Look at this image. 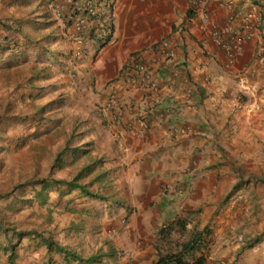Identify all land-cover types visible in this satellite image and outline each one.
<instances>
[{"label": "crops", "instance_id": "0c3cea01", "mask_svg": "<svg viewBox=\"0 0 264 264\" xmlns=\"http://www.w3.org/2000/svg\"><path fill=\"white\" fill-rule=\"evenodd\" d=\"M263 3L207 0L208 28L230 25L241 33L245 12L264 19ZM67 4L0 0V39L23 43L22 55L45 56L59 69L78 71L73 90L95 92L91 102L102 107L106 140L113 144L103 150L106 162L96 171L110 187L102 197L113 198L118 206L100 217L107 222L104 227L67 229L59 245L83 259L97 257L91 264H149L158 230L186 213L194 216L188 229L207 230L200 251L207 264H264V236L244 243L229 235L237 221L243 225L254 218V209L236 207V201L246 200L240 198L242 190L227 206L220 204L227 188H241L243 177L264 171L258 167L264 156V59H257L263 43L258 28L242 31L246 38L230 58L209 29L200 26L186 0H113L108 38L98 42L91 36L84 56L75 61L69 55L78 43L66 19ZM135 61L152 68L158 89L125 76ZM110 95L120 109L116 116L115 109L106 107ZM246 186L252 190L255 185ZM263 227L259 221L241 231L252 235ZM2 243L0 229V264H10V251ZM46 250H41L42 264ZM35 256L26 263L35 264ZM55 257L57 264H67L64 254Z\"/></svg>", "mask_w": 264, "mask_h": 264}, {"label": "rangeland", "instance_id": "374dc122", "mask_svg": "<svg viewBox=\"0 0 264 264\" xmlns=\"http://www.w3.org/2000/svg\"><path fill=\"white\" fill-rule=\"evenodd\" d=\"M4 38L0 39L1 247L9 253L14 245V261L19 264H27L28 258L35 256L31 255L33 250L39 256L33 262L42 264L41 250L46 248L43 237L59 244L61 236L70 232L67 229L107 225L100 217L110 216L118 206L113 198L89 196L80 188L71 189L55 181L78 178V184L102 195L110 187L98 179L96 168L106 162L103 150L113 144L106 140L109 133L102 107L91 102L95 92L89 88L73 90L78 71L59 69L45 56L22 55L19 51L23 43L6 42ZM11 49L18 53L13 54ZM259 161L258 167L264 168V156ZM252 174L241 179V188H227L220 201L227 206L235 192L242 190L240 198L246 200L236 201V207L243 212L254 209V220L245 225L237 221V227L229 233L231 241L251 243L264 236V227L252 235L241 231L264 221V171ZM40 180H47L46 187ZM248 183L255 185L252 190H248ZM183 215L194 220L191 214ZM234 221L228 219L229 224ZM56 253L61 254L46 250L43 264H57Z\"/></svg>", "mask_w": 264, "mask_h": 264}, {"label": "built area", "instance_id": "2783aa9c", "mask_svg": "<svg viewBox=\"0 0 264 264\" xmlns=\"http://www.w3.org/2000/svg\"><path fill=\"white\" fill-rule=\"evenodd\" d=\"M220 4H229L233 0H217ZM113 0H68L66 19L73 29V40L78 43L76 50L71 53L72 59H79L86 52L85 44L91 40V36L105 40L113 28L112 21ZM188 10L199 18L200 26L209 29L208 33L212 40L233 58L240 48L242 41L246 38L242 31L249 32L256 27L263 40L260 50L257 53L259 61L264 59V19L255 17L253 11L245 12L242 16L241 33L233 30L230 25L223 27L210 26L209 13L207 11V0H186ZM264 12V3L262 4ZM1 44V43H0ZM2 45V44H1ZM166 60L169 58L165 54ZM125 76L132 82L152 90L158 89V80L152 68L141 62L135 61L127 66ZM106 107L115 109V116L120 113L116 99L110 95L106 102Z\"/></svg>", "mask_w": 264, "mask_h": 264}, {"label": "trees", "instance_id": "16d2710c", "mask_svg": "<svg viewBox=\"0 0 264 264\" xmlns=\"http://www.w3.org/2000/svg\"><path fill=\"white\" fill-rule=\"evenodd\" d=\"M77 179L75 178L72 181H55V183L67 184L71 189L80 188L86 195L103 198L102 195L93 194L86 187L78 184ZM40 183L44 188L47 185V180H40ZM187 224L188 219L185 215H177L174 220L163 225L158 230L157 238L153 244L155 258L149 264H207L205 255L200 252L205 243L204 237L207 234V230L188 229ZM18 235H21V232ZM41 241L48 251L54 249V251L64 254V260L67 264L75 260L91 264V262L97 259V257L83 259L50 238L43 237ZM14 247V245L10 246V264H15Z\"/></svg>", "mask_w": 264, "mask_h": 264}]
</instances>
